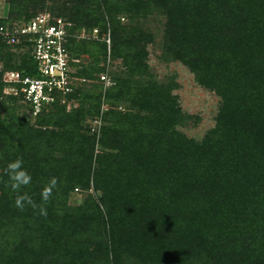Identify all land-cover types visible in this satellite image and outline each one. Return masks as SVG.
I'll use <instances>...</instances> for the list:
<instances>
[{"label":"trees","instance_id":"16d2710c","mask_svg":"<svg viewBox=\"0 0 264 264\" xmlns=\"http://www.w3.org/2000/svg\"><path fill=\"white\" fill-rule=\"evenodd\" d=\"M5 3L3 25L44 11L71 22V74L83 81L66 95L77 105L31 116L2 79L34 73L30 48L0 38V264H264V0ZM82 28L97 37L77 38ZM154 42L220 98L201 139L181 129L200 118L181 107L176 77L150 67ZM18 159L31 180L14 190ZM76 190L85 196L71 204Z\"/></svg>","mask_w":264,"mask_h":264},{"label":"built area","instance_id":"2783aa9c","mask_svg":"<svg viewBox=\"0 0 264 264\" xmlns=\"http://www.w3.org/2000/svg\"><path fill=\"white\" fill-rule=\"evenodd\" d=\"M71 25L64 18L49 13L37 14L26 22L0 24V38L9 44H26L30 48L34 73L7 69L3 71L2 79L6 83V94L20 95L31 116L57 100L69 102L66 95L72 92L75 80L66 47ZM97 34L98 28H93L90 37L95 38ZM103 38L109 47V35ZM100 78L105 80L106 75L102 74Z\"/></svg>","mask_w":264,"mask_h":264},{"label":"rangeland","instance_id":"374dc122","mask_svg":"<svg viewBox=\"0 0 264 264\" xmlns=\"http://www.w3.org/2000/svg\"><path fill=\"white\" fill-rule=\"evenodd\" d=\"M7 12V5L5 0H0V17L5 16ZM40 13H49L48 11L39 12ZM50 14V13H49ZM51 15V14H50ZM146 27L155 34L156 41H159L161 36L162 25L157 22L155 19H150L144 22ZM91 32H87L84 28L79 31V36L77 38H88L90 37ZM149 58L148 62L152 71L155 73L157 78L164 80L167 75H174L176 81L179 83V87L176 90L178 95L179 103L183 110L187 113L198 115L199 120L197 123L190 122L189 124L183 126L181 129L188 136L194 137L196 139H201L204 133L213 126L214 124V115L217 112L218 104L220 98L212 91L200 86L194 79L192 74L187 70V68L182 65L180 62L174 61L170 63L162 62L159 58L160 55V45L159 43H153L148 45ZM111 61V60H109ZM112 62V61H111ZM74 73L75 69L72 67ZM106 75V79L102 80L103 84L107 87L111 84L109 75ZM101 77V75H100ZM101 79V78H100ZM83 79L75 77L74 85H80ZM4 93H7L4 90ZM67 109H70L71 106L77 105V102L69 100L66 104ZM106 104L104 106L107 107ZM122 109L121 107H118ZM22 110V109H21ZM89 125L91 126V133L94 131H99L101 127V121L97 117L88 120ZM85 191L76 190L72 193L69 202L71 204H77L85 196Z\"/></svg>","mask_w":264,"mask_h":264},{"label":"clouds","instance_id":"9594fccd","mask_svg":"<svg viewBox=\"0 0 264 264\" xmlns=\"http://www.w3.org/2000/svg\"><path fill=\"white\" fill-rule=\"evenodd\" d=\"M22 161L21 160H16L8 165V174L10 175L11 179L13 180L12 188L14 190H17L20 188L21 185H27L30 183L31 177L28 175V173L24 170H21L22 166ZM57 181L56 178H52L49 181V185L46 186L42 192V197L44 201H47L52 193V188L56 185ZM23 201H27L28 204H33V201L31 200L30 197H28L26 194L23 196H19L16 199V205L17 207L23 209L24 208V203ZM42 214H46L44 209H41Z\"/></svg>","mask_w":264,"mask_h":264}]
</instances>
